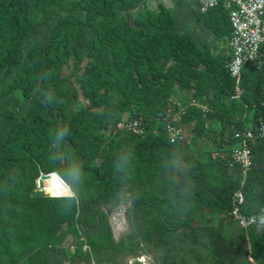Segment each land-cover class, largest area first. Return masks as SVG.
Segmentation results:
<instances>
[{"label":"trees","instance_id":"obj_1","mask_svg":"<svg viewBox=\"0 0 264 264\" xmlns=\"http://www.w3.org/2000/svg\"><path fill=\"white\" fill-rule=\"evenodd\" d=\"M139 1L0 0V255L8 256L12 264L14 248L22 253L15 263L19 264L21 257L31 255L32 243L45 238L51 248L47 253L52 252L54 258L46 253L27 257L25 262H91L102 232V247L121 252L124 246L113 243L109 222L100 208L117 206L126 186L133 207L148 222L142 232L146 241L155 247L168 244L165 229L174 230L175 226L167 225L166 219L175 211L187 212L184 226L189 229L188 240L197 245L201 231L205 233L209 264H238L234 241L223 234V224L234 193L241 190V214L254 222L241 227L239 238L247 242V256L253 263L264 264V137L250 142L251 165L242 189L239 166L231 165L229 159L205 163L199 154L186 152L188 146L206 137L204 128L214 122L221 124L222 130L219 138L210 142L220 153H229L235 146L233 130L264 124V64L244 68L242 93L235 101L253 108L255 125L229 118L224 130L222 117L214 113L217 105L210 92L233 94L234 81L226 70L228 55L214 57L207 45L197 47L190 35L178 33L177 19L165 8L133 19L130 11ZM195 13L208 20L216 33L230 37L227 14L221 6L206 14L197 7ZM48 18L55 23L47 41L24 46L30 27L41 26ZM86 35L90 37L87 56L91 59L74 85L69 78H62V67L68 66ZM175 87L209 103L206 116L193 106L184 114L183 125L194 130V144H171L165 133L164 119L176 102L167 99ZM17 92L22 104L15 97ZM79 96L88 105L70 115ZM134 120L140 121L141 134L117 127L122 121ZM65 129L67 134L57 144L55 134ZM126 152L131 154L130 164L117 171L116 161ZM70 163L82 170L78 184L69 180L78 192V202L67 201L69 190L60 191V195L58 189L44 190L54 196L35 195L40 194L42 174L60 176ZM210 215L218 217L217 226L192 225L193 218ZM61 225L73 234L79 225L90 228L81 235L78 232L76 252L70 258L61 247L65 233L57 235ZM24 245H28L27 255L20 250ZM84 246L89 250H82Z\"/></svg>","mask_w":264,"mask_h":264},{"label":"rangeland","instance_id":"obj_2","mask_svg":"<svg viewBox=\"0 0 264 264\" xmlns=\"http://www.w3.org/2000/svg\"><path fill=\"white\" fill-rule=\"evenodd\" d=\"M66 2H74L77 0H65ZM165 8L170 12V17L173 19H177L176 21V30L180 34H187L194 40L197 47L207 45L210 49V53L214 57H227V46L229 38L227 39V35L219 32L216 33L211 28V23L205 18L198 17L196 15L197 4L195 0H140L136 6L130 11V14L133 19H136L140 15H151L157 14L160 11V8ZM55 23L54 19L48 18L44 21L41 26L30 27L28 31V35L25 39L24 46H34L36 43H44L47 41L49 33L53 28ZM89 36H85V38L81 39L78 44V52L72 57L68 63V66L62 67V78H69L70 81L76 85L80 79V73L84 70L86 63L90 62V57L87 56L88 51V40ZM171 92L167 101L170 103L173 101L179 102L182 105H196L200 108L204 109V111L199 110L202 116H206L208 114V110H210L207 106L209 105L207 100L199 99V97H194L192 92L181 90L178 87ZM242 93V90H241ZM264 94V93H263ZM241 96V95H240ZM15 97L18 99L19 103H23L21 100L20 94L15 93ZM198 98V99H197ZM210 99L216 103L217 109L214 112L217 116L222 117V121H224V130L227 127V119L232 118L234 120L243 119L247 123L255 125V112L252 107H248L243 105L242 103L235 102L236 100H231V95L229 96L227 92H210ZM88 105V101L79 96L78 102L74 104L70 110V115H74L77 111L82 108H85ZM195 108V107H192ZM202 119H204L202 117ZM254 120V121H252ZM207 124V120L204 121ZM187 124V123H185ZM184 124L185 136H186V144L187 142L194 144V133L189 125ZM209 125L207 129L204 128L206 132V137H203L201 141H198L196 144L189 148L186 152L195 156L199 154L202 160L205 163H210V161H218L225 162V158L228 156V152L217 151L216 146L210 141L213 138H219V130H222L221 124L218 122H214V125L210 127ZM186 131L188 133H186ZM192 135V138H191ZM215 140V139H214ZM221 167L223 165L221 164ZM218 178L215 179V182L212 183L214 186ZM42 184V183H40ZM127 186L123 188L117 206L113 207L110 204L103 205L100 208V212H102L107 220L110 227L111 238L113 243L123 244V250L118 253H112L113 251L105 247H102V236L104 232L100 233L98 236V241H96L95 253L93 251L92 254V262L84 261L80 258V264H129V261L133 259L137 254H145L149 257L150 264H166V262H171L172 264H209L210 261V247L207 243V239L205 237V233L201 231L200 243L197 245H193L187 237V233H189V229L184 226V221L187 215V212L184 211H175L173 214H170L166 219L165 223L167 225H174L175 229L171 230L170 228H166V239L169 241L168 244H162L161 246L155 247L152 242H148L142 236L143 229L147 226L146 219L141 217L140 211L138 208L133 207L131 194L127 190ZM44 190H56L51 188H46L40 190V194L36 193V196L47 197L46 195H52L48 191ZM38 192V191H37ZM128 210H131V213H128ZM152 215L149 216L151 218ZM85 220L88 217H84ZM208 218H212L210 222L207 221ZM200 223L203 227L211 226L215 227L218 223L217 216H205L203 218L196 217L193 218L192 225L195 226L196 223ZM98 222L96 223V226ZM97 228L95 227L94 230ZM82 230L90 231V228L84 226L83 228L79 225V231H76L75 234L67 232V227L65 225H61V229L57 232V235L60 231L64 232L65 235L61 241V247L64 248V256L66 258H70L76 252V243L78 242V232L81 235ZM241 230V226L239 224L232 223V220L226 218V221L223 224V234L229 240L234 241V248L237 251V262L238 264H254L251 256H247L248 245L247 242H242L239 238V232ZM34 238H37L38 233H34L32 235ZM44 239V237H42ZM46 239L44 241L38 243L33 242L32 246L34 248L31 249V255L27 257H35L44 255L51 250L50 245L47 244ZM157 241V237L154 238ZM117 246V244H115ZM87 247V246H84ZM84 247L82 250H84ZM11 255L13 258H16L14 264L18 262V258L22 255L19 252V248H14ZM28 245H24L20 250L27 255ZM1 250V249H0ZM87 250L88 247H87ZM86 250V251H87ZM19 252V253H18ZM51 259L54 258V255L51 253H47L46 257ZM26 256L20 258L19 264H28L25 262L28 258ZM77 261V260H76ZM0 263L1 264H12L9 260L8 256H5L3 253L0 255ZM69 261L66 260L64 264H68ZM73 264H79L78 262ZM170 264V263H169Z\"/></svg>","mask_w":264,"mask_h":264},{"label":"built area","instance_id":"obj_3","mask_svg":"<svg viewBox=\"0 0 264 264\" xmlns=\"http://www.w3.org/2000/svg\"><path fill=\"white\" fill-rule=\"evenodd\" d=\"M201 14H206L212 9L221 6L227 14L230 28V37L227 46L229 60L226 63V70L229 77L234 81V90L231 100L239 99L241 95L240 80L244 68L250 64H264V0H195ZM204 109L194 104L185 107L179 102H174L167 111L164 127L168 141L171 144L186 142L183 125L184 114L189 107ZM117 127L119 129L131 130L141 134L140 121H122ZM264 137V124H256L254 127H247L243 130H233V138L236 140L228 153L226 160L231 165L239 166L241 176L240 187L243 188L248 170L251 165L250 142ZM39 181H41L39 179ZM244 203V195L241 190L234 193L231 204L232 209L227 213L228 218L235 221L241 227L246 228L254 222L241 214L240 207ZM87 250V247H84ZM92 262V261H91ZM129 264H150L149 257L145 254H137Z\"/></svg>","mask_w":264,"mask_h":264},{"label":"clouds","instance_id":"obj_4","mask_svg":"<svg viewBox=\"0 0 264 264\" xmlns=\"http://www.w3.org/2000/svg\"><path fill=\"white\" fill-rule=\"evenodd\" d=\"M67 134V130L58 131L54 136V141L59 144L63 141V137ZM131 161L130 153H123L119 156L116 161L115 167L117 171H123L126 169ZM60 178L63 180L65 185L69 188L71 195L67 197V201L78 202L79 196L78 192L74 191L71 184H69V180L74 183H79L82 179V170L80 166L76 163H70L65 169L60 173ZM42 182V181H40Z\"/></svg>","mask_w":264,"mask_h":264},{"label":"bare ground","instance_id":"obj_5","mask_svg":"<svg viewBox=\"0 0 264 264\" xmlns=\"http://www.w3.org/2000/svg\"><path fill=\"white\" fill-rule=\"evenodd\" d=\"M42 189L51 188L58 189V195H60V191L69 190V188L65 185L63 180L57 173H50V176L45 178L42 182Z\"/></svg>","mask_w":264,"mask_h":264},{"label":"water","instance_id":"obj_6","mask_svg":"<svg viewBox=\"0 0 264 264\" xmlns=\"http://www.w3.org/2000/svg\"><path fill=\"white\" fill-rule=\"evenodd\" d=\"M50 176V174H48V175H44V174H42L41 176H40V180L41 181H43L45 178H47V177H49Z\"/></svg>","mask_w":264,"mask_h":264},{"label":"crops","instance_id":"obj_7","mask_svg":"<svg viewBox=\"0 0 264 264\" xmlns=\"http://www.w3.org/2000/svg\"><path fill=\"white\" fill-rule=\"evenodd\" d=\"M208 127V126H207ZM186 133H188L187 131H186ZM194 133V132H193ZM191 138H192V135H191Z\"/></svg>","mask_w":264,"mask_h":264}]
</instances>
